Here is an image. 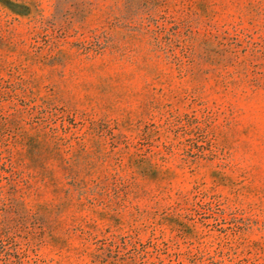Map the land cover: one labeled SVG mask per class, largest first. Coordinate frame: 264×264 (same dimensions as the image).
I'll return each mask as SVG.
<instances>
[{
	"label": "rangeland",
	"instance_id": "obj_1",
	"mask_svg": "<svg viewBox=\"0 0 264 264\" xmlns=\"http://www.w3.org/2000/svg\"><path fill=\"white\" fill-rule=\"evenodd\" d=\"M0 264H264V0H0Z\"/></svg>",
	"mask_w": 264,
	"mask_h": 264
}]
</instances>
